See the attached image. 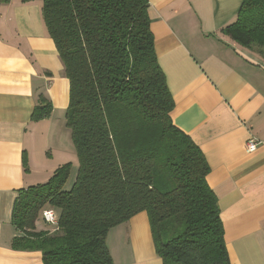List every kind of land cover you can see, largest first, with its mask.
Masks as SVG:
<instances>
[{"label":"trees","instance_id":"1","mask_svg":"<svg viewBox=\"0 0 264 264\" xmlns=\"http://www.w3.org/2000/svg\"><path fill=\"white\" fill-rule=\"evenodd\" d=\"M240 1L222 33L264 58V0ZM149 7L148 0H43L70 83L66 123L78 157L70 190L67 163L22 190L13 208L20 232L13 248L41 252L43 264H114L108 233L141 212L163 264H231L210 166L172 120L176 104ZM50 114L49 103L38 106L32 121ZM45 210L58 211V226L38 231Z\"/></svg>","mask_w":264,"mask_h":264},{"label":"crops","instance_id":"2","mask_svg":"<svg viewBox=\"0 0 264 264\" xmlns=\"http://www.w3.org/2000/svg\"><path fill=\"white\" fill-rule=\"evenodd\" d=\"M148 1L176 104L172 120L210 166L231 264H264V145L247 151L252 138L264 142V58L222 33L241 1ZM42 8L43 0H0V264H43L41 252L13 248L20 235L12 222L15 202L22 190L78 163L66 123L70 83ZM40 99L51 114L32 121L45 105ZM37 230L51 229L37 223ZM106 241L114 264H163L146 212L111 229Z\"/></svg>","mask_w":264,"mask_h":264},{"label":"built area","instance_id":"3","mask_svg":"<svg viewBox=\"0 0 264 264\" xmlns=\"http://www.w3.org/2000/svg\"><path fill=\"white\" fill-rule=\"evenodd\" d=\"M261 145H264L263 141H260L256 138H252L247 144L248 153H254ZM43 219L45 223L49 225H52L54 227L58 226V218L56 217L55 213L51 210L43 211Z\"/></svg>","mask_w":264,"mask_h":264},{"label":"rangeland","instance_id":"4","mask_svg":"<svg viewBox=\"0 0 264 264\" xmlns=\"http://www.w3.org/2000/svg\"><path fill=\"white\" fill-rule=\"evenodd\" d=\"M240 8V7H239ZM76 162H78L77 160V156H76ZM78 164V163H77ZM75 164L74 166L72 165V169H71V172H70V176H69V179L66 183V185L64 186V190H70L75 182V179H76V176H77V172H78V165ZM55 215L57 218H59V214H58V211L55 210L54 211ZM40 224L44 227V228H50V229H54L55 227L52 226V225H48V226H44V221H43V218H39L38 220V228L40 230Z\"/></svg>","mask_w":264,"mask_h":264}]
</instances>
